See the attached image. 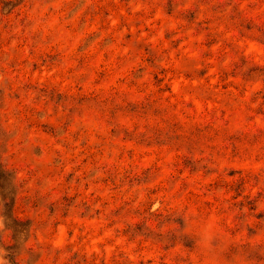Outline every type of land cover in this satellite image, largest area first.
Returning <instances> with one entry per match:
<instances>
[{
	"label": "rangeland",
	"instance_id": "374dc122",
	"mask_svg": "<svg viewBox=\"0 0 264 264\" xmlns=\"http://www.w3.org/2000/svg\"><path fill=\"white\" fill-rule=\"evenodd\" d=\"M0 264H264V0H0Z\"/></svg>",
	"mask_w": 264,
	"mask_h": 264
},
{
	"label": "clouds",
	"instance_id": "9594fccd",
	"mask_svg": "<svg viewBox=\"0 0 264 264\" xmlns=\"http://www.w3.org/2000/svg\"><path fill=\"white\" fill-rule=\"evenodd\" d=\"M205 239H207V237Z\"/></svg>",
	"mask_w": 264,
	"mask_h": 264
}]
</instances>
